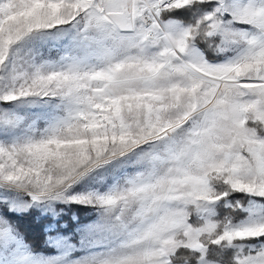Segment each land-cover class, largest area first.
Listing matches in <instances>:
<instances>
[{
  "label": "snow or ice",
  "instance_id": "snow-or-ice-1",
  "mask_svg": "<svg viewBox=\"0 0 264 264\" xmlns=\"http://www.w3.org/2000/svg\"><path fill=\"white\" fill-rule=\"evenodd\" d=\"M0 264H264V0H0Z\"/></svg>",
  "mask_w": 264,
  "mask_h": 264
},
{
  "label": "trees",
  "instance_id": "trees-1",
  "mask_svg": "<svg viewBox=\"0 0 264 264\" xmlns=\"http://www.w3.org/2000/svg\"><path fill=\"white\" fill-rule=\"evenodd\" d=\"M38 215L31 217H14L15 221L19 223L21 230L25 233L28 239L37 246L43 247L46 233L44 224Z\"/></svg>",
  "mask_w": 264,
  "mask_h": 264
},
{
  "label": "rangeland",
  "instance_id": "rangeland-1",
  "mask_svg": "<svg viewBox=\"0 0 264 264\" xmlns=\"http://www.w3.org/2000/svg\"><path fill=\"white\" fill-rule=\"evenodd\" d=\"M75 211L78 213V215H80L81 218H84L85 214L87 213L88 210L87 209H76ZM38 218H40V217H38ZM12 219L15 220L14 217H12Z\"/></svg>",
  "mask_w": 264,
  "mask_h": 264
}]
</instances>
